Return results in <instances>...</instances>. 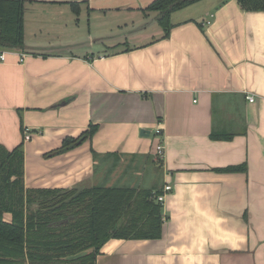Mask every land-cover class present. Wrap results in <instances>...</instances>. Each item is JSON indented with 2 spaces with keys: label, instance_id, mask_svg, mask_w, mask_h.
<instances>
[{
  "label": "crops",
  "instance_id": "0c3cea01",
  "mask_svg": "<svg viewBox=\"0 0 264 264\" xmlns=\"http://www.w3.org/2000/svg\"><path fill=\"white\" fill-rule=\"evenodd\" d=\"M24 1L27 57L0 63V146L22 144L24 190L172 187L161 237L109 240L95 264H264V12L202 0L171 15L163 40L141 28L59 37L76 20L70 4L144 27L153 0ZM90 124L89 141L51 155Z\"/></svg>",
  "mask_w": 264,
  "mask_h": 264
},
{
  "label": "trees",
  "instance_id": "16d2710c",
  "mask_svg": "<svg viewBox=\"0 0 264 264\" xmlns=\"http://www.w3.org/2000/svg\"><path fill=\"white\" fill-rule=\"evenodd\" d=\"M202 0H153L141 10L155 13L169 36L171 15ZM246 12H264V0H236ZM24 0H0V52H24ZM74 13L77 4H70ZM97 126L77 138H66L52 154L89 141ZM23 137L24 129H20ZM93 157L96 154L91 152ZM48 154L47 156H49ZM229 167L222 171H242ZM161 190L96 185L69 190H24L23 149L0 146V264H95L102 246L112 239L155 240L161 237ZM4 214L10 216L4 220Z\"/></svg>",
  "mask_w": 264,
  "mask_h": 264
},
{
  "label": "rangeland",
  "instance_id": "374dc122",
  "mask_svg": "<svg viewBox=\"0 0 264 264\" xmlns=\"http://www.w3.org/2000/svg\"><path fill=\"white\" fill-rule=\"evenodd\" d=\"M190 10V9H188ZM186 12L188 11H184L180 14L185 15ZM73 14L76 15V20L72 23H68L67 26H61V27H57L56 29L62 33H57V35L60 37L61 35H65V37H76V36H80V35H85L88 32H92V33H106L108 34V38L112 37V36H120L130 30H133L135 28L139 29L141 28L142 31L143 29H146V33H153L154 31H158L160 30L159 27L157 26L156 23L151 22V19L148 18L146 21V24L144 27L141 26H131V22L135 24L138 23V18L139 20H142V18H140L141 16H129L126 13H118V12H107L106 14H99V13H89V16H81L79 17L77 15V13ZM152 14L151 16H156L155 13H150ZM180 16V15H179ZM133 18V19H132ZM28 19V18H27ZM150 19V20H149ZM124 24H129L127 27L124 26ZM119 39V38H118ZM114 39L109 40L108 43L106 44L107 47L109 48V50H114L117 47H119V40ZM138 40V39H137ZM137 40L134 39H130L128 38L129 41V45H136L139 42H136ZM118 44V45H117ZM97 45L100 46V43H98ZM150 166H152L150 164ZM148 172H147V176H148ZM145 185H143V187H147V182H144Z\"/></svg>",
  "mask_w": 264,
  "mask_h": 264
},
{
  "label": "built area",
  "instance_id": "2783aa9c",
  "mask_svg": "<svg viewBox=\"0 0 264 264\" xmlns=\"http://www.w3.org/2000/svg\"><path fill=\"white\" fill-rule=\"evenodd\" d=\"M8 54H12V55L17 56L19 64L23 63L25 58L27 57V54H25L23 52L3 51V52H0V63L4 62V60H5V58H6V56ZM246 99L250 103H252L254 101V98L252 96H248ZM155 135L158 136V137H161V135H162L161 130L160 129H156L155 130ZM29 139H30L29 132L24 130L23 140L24 141H28ZM154 152H155V156L157 157V159L159 161H161V158L163 157V154H164L163 142L161 140L156 144ZM171 191H172V187L170 185L163 186V188L161 190V194L157 197V202L163 203L165 196L167 194L171 193Z\"/></svg>",
  "mask_w": 264,
  "mask_h": 264
},
{
  "label": "water",
  "instance_id": "95a60500",
  "mask_svg": "<svg viewBox=\"0 0 264 264\" xmlns=\"http://www.w3.org/2000/svg\"><path fill=\"white\" fill-rule=\"evenodd\" d=\"M24 50H25V46H24ZM140 134L143 135V131H141Z\"/></svg>",
  "mask_w": 264,
  "mask_h": 264
}]
</instances>
